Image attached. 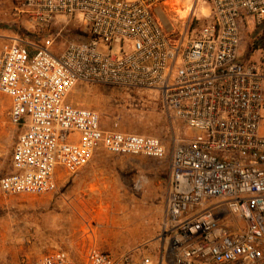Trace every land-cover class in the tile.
Masks as SVG:
<instances>
[{"label": "built area", "instance_id": "2783aa9c", "mask_svg": "<svg viewBox=\"0 0 264 264\" xmlns=\"http://www.w3.org/2000/svg\"><path fill=\"white\" fill-rule=\"evenodd\" d=\"M14 11L32 30L0 32V95L18 130L0 193L55 194L100 150L166 160L169 173L155 250L28 264H264V0H17ZM78 84L131 90V110L189 136L172 129L167 148L106 130L69 101Z\"/></svg>", "mask_w": 264, "mask_h": 264}, {"label": "rangeland", "instance_id": "374dc122", "mask_svg": "<svg viewBox=\"0 0 264 264\" xmlns=\"http://www.w3.org/2000/svg\"><path fill=\"white\" fill-rule=\"evenodd\" d=\"M17 0H0V32L31 31L15 17ZM259 52L252 58H257ZM133 91L78 84L69 101L100 115L106 130L160 138L169 148L172 129L153 110H131ZM9 100L0 95V180L11 172L18 130L9 118ZM168 183L166 160L98 151L78 174L62 177L55 194L39 197L0 193V264L33 262L54 251L80 258L95 249L114 255L155 250Z\"/></svg>", "mask_w": 264, "mask_h": 264}, {"label": "crops", "instance_id": "0c3cea01", "mask_svg": "<svg viewBox=\"0 0 264 264\" xmlns=\"http://www.w3.org/2000/svg\"><path fill=\"white\" fill-rule=\"evenodd\" d=\"M168 176H169V173H168Z\"/></svg>", "mask_w": 264, "mask_h": 264}, {"label": "bare ground", "instance_id": "6f19581e", "mask_svg": "<svg viewBox=\"0 0 264 264\" xmlns=\"http://www.w3.org/2000/svg\"><path fill=\"white\" fill-rule=\"evenodd\" d=\"M184 15V14H183Z\"/></svg>", "mask_w": 264, "mask_h": 264}]
</instances>
